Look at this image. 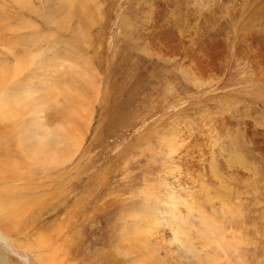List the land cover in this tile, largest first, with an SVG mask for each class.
<instances>
[{"label":"rangeland","instance_id":"obj_1","mask_svg":"<svg viewBox=\"0 0 264 264\" xmlns=\"http://www.w3.org/2000/svg\"><path fill=\"white\" fill-rule=\"evenodd\" d=\"M242 2L0 0L1 74L78 138L43 186L0 180L4 264H264V0L238 25Z\"/></svg>","mask_w":264,"mask_h":264},{"label":"bare ground","instance_id":"obj_2","mask_svg":"<svg viewBox=\"0 0 264 264\" xmlns=\"http://www.w3.org/2000/svg\"><path fill=\"white\" fill-rule=\"evenodd\" d=\"M257 1L258 0H244V2H242L247 12L245 13L243 11L240 17L238 16V25L248 24L246 23L247 20L253 14L255 15L254 12L258 6ZM263 6L264 4H262V7ZM257 18L255 19L256 21ZM255 20L250 23H254ZM203 21L204 20H202V22ZM248 34L255 35L253 32ZM12 76L14 77V74H11L8 80H14ZM23 78L24 75L19 74L15 77V82L11 81V85H9L6 82L5 76L0 72V79H2L0 80V140L3 144V148L0 149V155L2 156L0 157V180L10 181L13 174H16L19 181L28 179L32 187L38 188L43 186V183L38 185L37 181L43 179L44 173L48 172L50 167L59 170L62 169V164H60L58 159L52 157L51 154L48 156V143L51 141L53 146H55L61 138L60 146L63 148V161H68L72 159L78 150V138L75 134H68L59 124H50L48 122L44 115V103H39L40 100L32 95L29 86L24 83L25 81ZM35 101L38 102V106L29 114V110L26 106L29 102ZM59 132H61V135ZM75 132L74 129V133ZM13 146L18 149L16 150L18 155H14L11 152ZM169 227L171 228L170 242L174 243L176 246H181V239L178 233H176L177 227L173 224L169 225ZM141 229L142 228H140V230ZM127 232L128 235H131L128 228ZM3 245L6 248L9 246L5 242ZM2 259H0V264H4ZM23 260L25 261V259ZM26 260L29 262L27 258Z\"/></svg>","mask_w":264,"mask_h":264}]
</instances>
